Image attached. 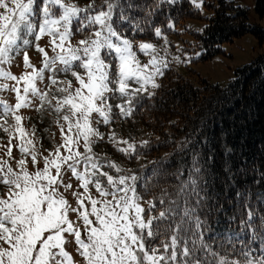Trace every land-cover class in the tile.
Returning a JSON list of instances; mask_svg holds the SVG:
<instances>
[{
    "label": "snow or ice",
    "instance_id": "6c2138e0",
    "mask_svg": "<svg viewBox=\"0 0 264 264\" xmlns=\"http://www.w3.org/2000/svg\"><path fill=\"white\" fill-rule=\"evenodd\" d=\"M187 2L202 14L206 0ZM182 3L90 0L80 7L68 0H0V80L14 82L0 84V92H13L16 101L10 105L0 99V130L9 137L7 159H0V264H77L65 247L69 237L74 238L83 264H264V216L247 203L244 193H235L242 201L236 208L244 211L226 216L227 226L219 233V224L212 221L223 205L219 197L213 200L208 189L205 178L210 170L215 172L219 164L225 178L221 192L243 175L240 169L246 157L230 139L238 123L235 116L227 128L219 122L218 134L206 124L195 141L187 137L178 145L189 157L187 182L173 194L182 203L165 190L161 197L146 200L148 189L142 177L93 151L96 141L105 137L99 126L114 122L111 101L122 100L115 108L121 117H130L136 101L145 95L154 97L161 87L156 78L163 77L169 67L167 52L160 56L154 43L137 42L135 37L151 32L160 38L162 28L154 22L160 14L168 19L165 27L173 29L169 13L179 11ZM76 34L82 38L73 44ZM45 36L54 55L36 43L43 55L38 69L26 49L32 46V37L39 42ZM164 42L166 46V37ZM21 51L26 71L17 76L3 66ZM138 53L151 58L141 63ZM173 59L180 62L179 56ZM185 62L191 63L192 57ZM57 64L62 65L58 71L63 80L58 78ZM46 70L50 83L42 90L38 82L44 81ZM25 108L56 116L61 143L45 149L47 155L37 148L35 125L31 130L24 126L20 112ZM108 140L129 158H138V147L149 144L118 139L113 131ZM13 147L19 159L13 156ZM237 156L239 162L233 160ZM153 163L162 166L160 161ZM68 172L79 181L82 192L65 182ZM69 190L75 207L65 196ZM71 213L76 214L75 220L70 219Z\"/></svg>",
    "mask_w": 264,
    "mask_h": 264
},
{
    "label": "trees",
    "instance_id": "16d2710c",
    "mask_svg": "<svg viewBox=\"0 0 264 264\" xmlns=\"http://www.w3.org/2000/svg\"><path fill=\"white\" fill-rule=\"evenodd\" d=\"M204 7L210 11L208 17H202L200 11L187 0H183L179 11L173 9L169 13L175 25L188 18L206 21L203 33L192 32L195 44L202 50L200 59L205 60L221 52L223 43L232 42L246 33L254 35L260 44L264 43V26L249 22L246 7L236 5L234 0H206ZM255 12L259 17L264 16V0H256ZM154 22L155 26L169 32L165 27L168 19L163 14L154 17ZM152 36L148 32L135 38ZM169 77L171 81L167 83ZM160 85L155 96L149 100L152 101V108L148 110L146 103L141 105L145 112L151 114L146 118L141 113L142 116L138 117L155 134L154 137L150 136L148 146L142 148L141 153L153 156L157 151L167 152L163 158H155L145 171L143 182L148 189L144 191L145 199L161 197L162 190L174 199L176 196L173 194L188 179L186 169L189 157L181 153L178 145L187 137L195 141L204 132L206 124L218 134L219 122L222 121L227 128L235 116L238 123L230 139L246 157L244 167L240 169L243 175L221 192L225 178L219 171V164L215 172L210 170L209 176L205 178L208 189L213 194V200L219 197V203L223 205L212 221H223L234 210L244 211L243 208H236L242 203L240 198L235 197L236 191L244 193L247 203L264 216V204L258 200V192L264 191V172L261 171V164L264 163V54L251 64L238 68L235 78L225 86L202 77L194 84L189 77L168 70H165ZM233 160L239 162V157H233ZM157 161L162 162V166L153 163ZM179 172L184 174L179 175ZM157 207H161L158 201Z\"/></svg>",
    "mask_w": 264,
    "mask_h": 264
},
{
    "label": "rangeland",
    "instance_id": "374dc122",
    "mask_svg": "<svg viewBox=\"0 0 264 264\" xmlns=\"http://www.w3.org/2000/svg\"><path fill=\"white\" fill-rule=\"evenodd\" d=\"M68 2H75L80 7H84L89 4L90 0H68ZM99 4L100 0H96ZM235 4L238 6H243L248 9V16L250 23H258L261 26H264V16L259 17L255 12V4L256 0H234ZM193 6V5H192ZM194 7V6H193ZM195 8V7H194ZM196 9V8H195ZM200 15L202 17H208L210 15V11L205 7L201 10ZM206 21L204 19H192L188 18L181 22L179 25L174 24L173 29H169V32H165L162 28V36L160 38L154 37L151 38H135L137 42H152L156 45L157 53L160 56L165 55V51L167 52V60L169 67L166 69L168 71H175L179 74L187 76L190 78V81L194 84L198 83V78H206L213 83H218L222 86L228 84L233 78L236 76V71L238 68L251 64L255 58L259 55L264 54V43L260 44L254 35L250 33H246L239 38H235L232 42H225L221 45L222 51L214 54L212 57L208 59H200L199 56H195V53L200 52L202 54V50L199 46L195 44V37L192 32H200V30L204 27ZM87 34V33H85ZM167 38V45L165 46L164 38ZM32 37L31 39H33ZM82 36L80 34H76L72 42L76 43ZM50 38L45 36L39 42V45L45 48V51L48 52L49 56L54 55L51 51V45L49 43ZM35 43V44H36ZM35 44L28 47L26 50L28 52L31 63L36 67H42L43 55L39 53ZM139 58L141 63H147L151 58L150 56H146L143 54H139ZM179 56L180 62L177 63L173 57ZM186 57H192L191 63H186ZM6 71H10L12 74L20 76L26 69L23 65V51L20 52L19 55H16L11 60L10 64H6L3 66ZM62 65L57 64V74L58 78L63 80L65 76L59 73V69ZM27 71H31V69H27ZM50 73L46 70L44 73V81L38 82V87L42 90H47V86L50 81L48 79ZM69 79H73L70 76L67 77ZM162 77H157L156 82L158 84L161 83ZM171 78L169 77L166 82L169 83ZM7 83L11 86L14 82L8 80H0V84ZM54 91V89H53ZM156 91V90H155ZM0 99L9 103L10 105L15 104V95L11 91L0 92ZM150 97L147 95L143 96L142 99L136 101V108L133 114L128 117H121L119 115V110L115 108V104L122 103V100L111 101L113 103V112L116 114L114 118V122L110 125H100V131L105 133L104 140H97L93 145V151L100 156L104 160H109L115 163L118 167L124 170H131L132 172L137 173L140 177L143 176V172L146 170L148 164L154 161L155 158L164 157L167 152L166 151H157L153 156H148L141 153V148L137 149V156L126 157L123 153H120L112 146V144L108 140V134L110 131H113L117 134L118 139L129 140L130 142H135L137 145L141 141L149 140L150 136H155L154 133L151 132L144 124L143 119L140 120L139 116H145L146 118L151 114L148 111L145 112L144 108H141L144 103H146L145 107L150 110L152 108V101H149ZM35 104H39V101H34ZM142 113V115H141ZM20 114L24 117V126L31 130L32 126L36 127V135L39 138L37 143V148L43 152L44 155H47V150H52L54 145L61 143V132L60 127L55 122L56 116L51 112H44L43 114L38 113L35 108H25L22 109ZM9 123H13L12 118L8 117ZM162 122H160L161 124ZM3 134V132H2ZM0 135V159H7L6 156V146L8 144L9 137L5 133L3 135L5 137L2 140L3 136ZM7 138V139H6ZM7 140V142H6ZM53 143L51 145L50 143ZM15 144V141H13ZM81 151L83 149L81 148ZM13 156L16 159L20 158V154L18 153V149L13 147ZM13 166H15L14 161H11ZM40 166H43V162L41 160ZM30 170L31 166H30ZM110 174H116L114 169H107ZM65 182L71 183L73 185L72 190L83 191V189L79 188V181L71 176V173L68 172L65 175ZM65 193V196L69 199V202L76 206L75 198L71 196V191ZM92 194L95 196L97 193L94 188H91ZM258 200L264 204V191L258 192ZM142 206L147 209V203L142 202ZM70 219L75 220L76 214L71 213ZM82 233H83V224L82 222H78ZM67 235V234H66ZM230 235V233L226 234ZM257 243H261L260 240H257ZM66 250L73 256V259L77 264H83V259L80 257L76 251L77 245L75 244L74 238L69 237L68 243L65 245ZM255 251V250H254ZM256 252L259 254L258 250Z\"/></svg>",
    "mask_w": 264,
    "mask_h": 264
},
{
    "label": "crops",
    "instance_id": "0c3cea01",
    "mask_svg": "<svg viewBox=\"0 0 264 264\" xmlns=\"http://www.w3.org/2000/svg\"><path fill=\"white\" fill-rule=\"evenodd\" d=\"M4 139H5V137L2 138V140H4ZM6 139H7V138H6ZM6 142H7V140H6ZM0 146H1V144H0Z\"/></svg>",
    "mask_w": 264,
    "mask_h": 264
}]
</instances>
